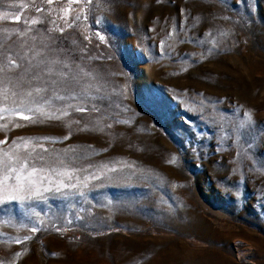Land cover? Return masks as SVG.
<instances>
[{
    "label": "rangeland",
    "instance_id": "374dc122",
    "mask_svg": "<svg viewBox=\"0 0 264 264\" xmlns=\"http://www.w3.org/2000/svg\"><path fill=\"white\" fill-rule=\"evenodd\" d=\"M0 64V264H264V0H0Z\"/></svg>",
    "mask_w": 264,
    "mask_h": 264
},
{
    "label": "snow or ice",
    "instance_id": "6c2138e0",
    "mask_svg": "<svg viewBox=\"0 0 264 264\" xmlns=\"http://www.w3.org/2000/svg\"><path fill=\"white\" fill-rule=\"evenodd\" d=\"M52 0H49V3H51ZM5 18H7L5 16ZM16 20H19L20 17L17 16L15 18ZM32 23H36V21H32ZM62 31V29H61ZM103 39V37H101ZM9 68H15L18 67L15 60L9 59V63L7 65ZM5 68V65L0 64V72H3ZM0 84H2V81H0ZM45 91V89L42 88H35L30 91H26L22 94H19L17 92H12L11 95L16 97L20 96V102L15 103L14 106L9 107H3L0 108V118H3L2 113H15L17 115H21L23 119H32V117L23 115L24 112H32L33 110L40 112L42 115H46L44 113L43 108L40 106L35 107L33 109L32 105L36 103L34 99V93L36 95H39L41 92ZM0 95L4 97L5 100L8 99V89L4 87H0ZM50 102V101H46ZM78 111H85L83 108L77 109ZM66 114V113H65ZM2 127H7V125H2ZM22 143L17 144L16 148H24L28 149L31 144V138L25 139V138H19ZM67 139V137H65ZM0 143H6V141H0ZM35 149L33 148V151ZM4 158L0 159V193H2V199L3 200H16L18 198L16 195H13V193L20 192L25 190L26 186L34 184L35 181H33L31 178L34 176L38 171L36 168H31L29 170L28 160L27 159H20L18 157H13L9 153L3 154ZM42 158V157H41ZM174 162V161H173ZM15 180V183L9 184V180ZM36 229L34 228L33 231ZM27 239V237H26Z\"/></svg>",
    "mask_w": 264,
    "mask_h": 264
}]
</instances>
